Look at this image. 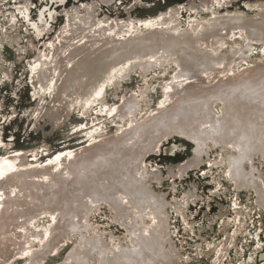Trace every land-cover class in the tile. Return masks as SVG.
<instances>
[{
  "label": "bare ground",
  "instance_id": "obj_1",
  "mask_svg": "<svg viewBox=\"0 0 264 264\" xmlns=\"http://www.w3.org/2000/svg\"><path fill=\"white\" fill-rule=\"evenodd\" d=\"M65 1L55 0L62 7ZM98 1L110 6L116 0ZM263 1H244L239 10L230 6L232 0H201L144 19L130 13L138 3L144 5L140 0L124 8L123 19L99 15L94 0L64 6V24L47 43L49 53H38L28 64L29 99L39 104L25 110L27 120L38 123L46 118L54 131L77 106L86 114L100 105L105 90H118L135 70L142 76L154 67L172 65L174 70L163 81L159 103L144 115L131 96L118 109L105 105L99 110L119 119L112 136L100 135V125H92L84 130V147L52 155L43 150L41 156L47 159H39L38 151L11 150L0 141V264H47L46 259L55 258L57 248L68 247L72 237L76 241L69 251L53 264H177V253L164 246L169 242L167 204L143 181L141 166L169 135L193 144L192 158L176 166L177 179L199 167L209 142L233 153L225 175L235 190L253 189L256 202L263 205L260 175L246 166L256 154L264 159ZM28 5H16L13 13L25 16ZM56 14L50 12V20ZM45 20L40 13L32 23L37 39L52 31ZM254 45L262 47L259 55ZM45 68L51 80L45 79ZM43 96L49 107L41 109ZM175 149L167 148L166 155L172 156ZM167 170L170 178L174 173ZM153 174L161 182L162 176ZM191 200L186 194L173 209L181 212ZM100 204L112 211L127 245L113 235L105 241L102 234H91L87 218ZM233 210L231 222L238 228L241 212L236 202ZM235 234L217 247L218 263ZM260 247L258 242L256 250ZM261 260L264 264V252Z\"/></svg>",
  "mask_w": 264,
  "mask_h": 264
},
{
  "label": "rangeland",
  "instance_id": "obj_2",
  "mask_svg": "<svg viewBox=\"0 0 264 264\" xmlns=\"http://www.w3.org/2000/svg\"><path fill=\"white\" fill-rule=\"evenodd\" d=\"M25 1L29 3L27 14L22 16L19 13H13L15 7L25 5ZM73 1L66 0L64 6L68 9L69 6H72ZM94 1L98 10L101 11L99 15L105 14L112 18L119 17L121 19L127 18L123 16L126 14L124 8L131 9L134 2V0H116L112 5L105 6L97 0ZM200 1L140 0L144 5L138 3L131 9L130 13L132 12L133 18L144 19L154 16L170 6H186L189 3H199ZM244 1L248 0H232L230 6L233 9L243 10ZM63 7L57 4L55 0H0V141L11 150L38 151L39 159L44 158L41 156L44 151L52 155L64 148L75 150L84 147L86 145L84 144L86 140L84 130L95 124H99L102 129L100 135L112 136L117 126L120 125L119 119L116 115L111 117L101 115L99 110L105 105L109 108L114 105L118 109L122 101L131 96L137 100L139 107L143 109L142 115H144L149 108H154L159 103L162 96L163 81H168L174 70L172 65L154 67L146 76L140 75V71L135 70L120 84L118 90L113 91L111 87H108L100 105H94L86 114H83L81 108L77 106L65 122L54 131L49 128L50 124L46 118H42L38 123H33V118L27 120L24 115L25 110L39 104L29 99L32 85L28 80V64L34 62L38 53L45 55L49 53L48 44L51 42L50 40L64 24L61 15ZM50 12L57 13L54 21L49 18ZM40 13H42L44 20L46 19L45 23L48 26L52 25L51 33L44 39L43 37L40 39L34 37L32 29V23H37ZM187 17L188 15L184 13L183 24L186 23ZM15 37L17 40L13 39ZM252 48L258 51L255 54L259 55V50L262 47L254 45ZM44 73L45 79L51 80L49 69L45 68ZM41 98L44 100V105H41L40 108L49 107L47 105L48 97L43 96ZM68 137L70 138L68 139ZM173 137L176 139L174 140ZM177 139L173 135L167 136L162 140L163 143L159 144L158 149L147 154L141 163L144 171L143 181L149 185L150 191L155 196L162 198L167 204L165 212L169 242L164 245L167 251L170 249L177 253V264H217L218 259L214 258L217 257V247L220 248L226 237L232 236L236 232L232 242L222 250V257L218 264H262L264 204L259 205L256 202V194L251 188L236 191L225 175L228 155L233 153L228 148L214 147L206 142L200 154L199 167L189 169L180 179H177L175 177L176 166L192 158L191 152L193 150L191 142L186 141L191 144L189 146L182 142V139ZM172 145H175L176 149L172 156H168L165 150ZM2 147L0 146V153L3 152L1 151ZM254 156L246 166L248 169H252L256 175H260V183L264 187V159L259 154H256V158ZM27 159L32 160L28 157ZM220 160L221 162H218ZM215 162L218 163L215 164ZM169 167L174 173L169 175L170 178H168L169 172L167 170ZM154 172L162 176L161 182H156ZM173 175L174 177H172ZM186 194H189L192 200L185 205L181 212H177L173 206L182 201ZM235 202L241 212V225L238 228L231 222ZM221 207L223 208L222 213H220ZM112 219L113 213L110 208L100 204L87 218L92 228L91 234H102L105 241L110 239L109 235H113L119 237L122 244L127 245L123 231L118 228L116 223H113ZM222 222H227V224L223 226ZM40 223L45 224L46 221L43 220ZM73 240L76 241V238L72 237L69 240L68 247H58L56 257L47 258L46 263L60 262L75 242ZM258 242H260V250H256ZM22 263L23 261L11 264Z\"/></svg>",
  "mask_w": 264,
  "mask_h": 264
},
{
  "label": "water",
  "instance_id": "obj_3",
  "mask_svg": "<svg viewBox=\"0 0 264 264\" xmlns=\"http://www.w3.org/2000/svg\"><path fill=\"white\" fill-rule=\"evenodd\" d=\"M177 140H180V139H177ZM181 141L184 142L185 144L191 146V144L187 143L186 141H184V140H181Z\"/></svg>",
  "mask_w": 264,
  "mask_h": 264
}]
</instances>
